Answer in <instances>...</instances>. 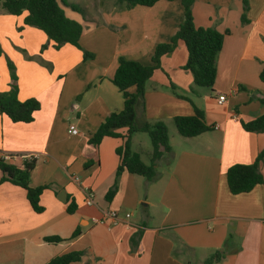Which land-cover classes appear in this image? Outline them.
I'll use <instances>...</instances> for the list:
<instances>
[{
  "label": "crops",
  "instance_id": "0c3cea01",
  "mask_svg": "<svg viewBox=\"0 0 264 264\" xmlns=\"http://www.w3.org/2000/svg\"><path fill=\"white\" fill-rule=\"evenodd\" d=\"M180 1L127 8L116 0H92L93 12L81 18L58 0L65 15L82 25L80 48H55L42 30L23 23L26 12L12 15L0 7V93L14 87L20 101L39 102L27 123L0 114V160L19 168L34 161L28 185L45 186L43 210L36 213L24 188L0 183V264H44L70 251H83L75 264H207L216 250L222 258L208 264H264V155L258 162L262 183L232 194L226 181L231 165L253 163L264 149V130L241 125L264 113V0H247L243 23V0L194 1L195 26L224 33L214 85L194 84L178 40L146 81L135 117L138 126L165 122L171 151L156 162L153 178L122 172L114 197L104 198L116 179V149L123 140L104 137L94 145L89 138L123 107L111 81L118 59L152 64L156 45L168 42L183 21ZM83 51L92 56L84 58ZM219 94L226 95L222 104ZM194 106L210 128L181 136L173 117L192 115ZM71 124L78 134H68ZM117 132L123 135L125 128ZM141 134L147 133L133 134L131 150L150 155ZM6 154L15 157L3 160ZM88 192L92 204L86 203ZM109 210L118 213L115 224L93 220ZM50 236L61 240L46 241Z\"/></svg>",
  "mask_w": 264,
  "mask_h": 264
},
{
  "label": "trees",
  "instance_id": "16d2710c",
  "mask_svg": "<svg viewBox=\"0 0 264 264\" xmlns=\"http://www.w3.org/2000/svg\"><path fill=\"white\" fill-rule=\"evenodd\" d=\"M124 3L127 8L135 5L152 6L158 0H116ZM195 0H181L183 8V21L179 25L176 33L168 42L156 45L151 57L152 64L144 65L135 60L119 57L118 64L112 77V83L120 91L123 98V107L120 111L110 113L98 126L89 142L98 145L104 137H122V145L116 149L118 164L115 171V181L105 193L104 198L110 201L117 192V177L122 172H129L141 175L146 179H151L156 174V162L160 157L171 151L169 144L168 128L165 122L155 121L153 123L143 122L136 125V105H143V96L146 81L151 77L155 68L159 67L160 58L170 54L176 47L178 40L183 41L187 51V59L183 68L189 70L193 76V82L197 86L209 87L214 85L216 78V62L222 47L224 33L212 27H197L193 22L192 4ZM61 2L69 6L72 10L82 12V9L73 3L65 0ZM241 22H245V13L248 9L247 0L242 1ZM0 6L12 15H20L26 12L23 23L42 30L55 48L64 44H70L77 48L79 38L82 33L80 22L67 17L58 0H0ZM228 30L225 31L227 33ZM92 54L83 51V57H91ZM259 78L264 82V67L259 73ZM39 109V102L30 98L20 101L17 98L16 89L11 87L8 91L0 93V114H5L13 122H30L33 113ZM176 130L181 136L192 137L198 135L210 127L205 124L203 112L194 106L192 115H178L173 117ZM242 127L246 131L260 132L264 130V113L256 118L242 122ZM125 128L124 134H119L118 129ZM147 133L152 150L149 164L144 163L140 155L131 150V139L135 132ZM264 155V149L259 152L253 163H236L231 165L226 171L227 186L232 194L250 191L256 184L263 182V177L258 170V162ZM34 166V161H26L22 168L6 164L0 160V183L9 181L26 190V196L34 212L40 213L43 207L40 205V195L45 186L31 187L28 185L30 171ZM68 213H72L74 205L66 207ZM79 232L77 228L72 237ZM140 231L132 237H139ZM46 241L57 242L61 238L50 236ZM223 251L216 250L205 262L211 263L220 260ZM83 256V251H70L51 258L44 264H75Z\"/></svg>",
  "mask_w": 264,
  "mask_h": 264
},
{
  "label": "built area",
  "instance_id": "2783aa9c",
  "mask_svg": "<svg viewBox=\"0 0 264 264\" xmlns=\"http://www.w3.org/2000/svg\"><path fill=\"white\" fill-rule=\"evenodd\" d=\"M225 100H226V95L225 94H219L216 101L218 104H222ZM214 128H217V126H215ZM67 132L70 135H76V134H78V129L75 125L71 124L68 126ZM13 157H15V156L11 155V154H6V155H3V160H9L10 158H13ZM24 158L32 159V156L26 155V156H24ZM86 203L87 204L93 203L92 194L90 192H88L86 195ZM128 216H129V214H126V217H128ZM93 220L95 222L104 223V224L108 223L107 221L109 220V221H111L110 224H115L118 221V213L115 210H109L103 214L102 218L93 219ZM110 224L108 226H110Z\"/></svg>",
  "mask_w": 264,
  "mask_h": 264
},
{
  "label": "rangeland",
  "instance_id": "374dc122",
  "mask_svg": "<svg viewBox=\"0 0 264 264\" xmlns=\"http://www.w3.org/2000/svg\"><path fill=\"white\" fill-rule=\"evenodd\" d=\"M65 1H67V2L70 1L73 4H75L76 6H78L79 8L82 9L83 13L82 12H78L76 10H73L81 18L85 17L87 13H92L93 12L92 4H91L92 0H65ZM106 1L108 2V1H113V0H106ZM60 2H61V0H60ZM61 4H63V3L61 2ZM208 89H209V87H208ZM141 135H143L142 137H147V140L149 141V147H151V150H152L151 141H150L148 135L147 134H141ZM143 139H145V138H143ZM140 152H141L140 153L141 154L140 155L141 160L144 163L149 164V162H150V160H149L150 155L149 154L147 155V153L144 152V151H140Z\"/></svg>",
  "mask_w": 264,
  "mask_h": 264
}]
</instances>
